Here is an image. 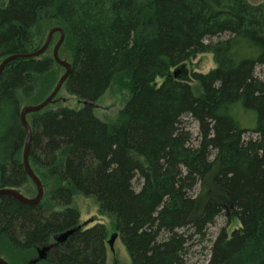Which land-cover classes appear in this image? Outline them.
<instances>
[{"label": "trees", "instance_id": "trees-1", "mask_svg": "<svg viewBox=\"0 0 264 264\" xmlns=\"http://www.w3.org/2000/svg\"><path fill=\"white\" fill-rule=\"evenodd\" d=\"M41 26L64 32V86L88 105L26 117L30 167L57 186L35 206L0 197V257L26 264L54 245L38 264H106L108 232L80 226L79 194L113 220L131 264H185L189 243L221 215L240 227L220 231L207 264H264V0H0V61L39 50ZM52 45L0 74V190L30 182L15 94L37 92L39 103L51 91ZM203 54L215 68L188 76ZM122 80L129 98L103 122L95 104ZM184 117L198 125L195 145Z\"/></svg>", "mask_w": 264, "mask_h": 264}, {"label": "rangeland", "instance_id": "rangeland-1", "mask_svg": "<svg viewBox=\"0 0 264 264\" xmlns=\"http://www.w3.org/2000/svg\"><path fill=\"white\" fill-rule=\"evenodd\" d=\"M250 1L253 3L258 2V0H250ZM48 26H53V25H48ZM44 28L45 27L41 26L39 29L40 31L37 33L38 35L37 40L39 42L40 41L42 42L44 39L46 40L45 37H47V34L51 29L49 28L47 31H45L46 28L45 29ZM52 38H53V45L47 52L48 56H51V57L53 55V48L56 42L59 40L57 33H55L52 36ZM67 63L70 64L69 62ZM185 68L186 70H188L187 71L188 76H190L193 73L207 74L208 72H210L211 70L215 68V65L213 63L211 54H203V55L197 56L192 61L186 63ZM54 71H55V75L53 76L52 89L47 94V96L53 91L57 82L59 81V79L62 77L64 73V69L61 67L54 68ZM262 71H264V68H262ZM173 74L176 75V72L173 71ZM258 74L262 76V72H260V70H258ZM124 82L125 81L122 80V83L120 82L114 83L108 89V91L104 94V96L95 104L94 114L98 119L106 123H110L114 120L118 110L122 108L126 100L129 98L128 91L124 88V86H121V84L123 85ZM161 83H162V80H159V79L156 80L157 85H160ZM192 86H194V83H192ZM32 95L33 96L26 97L23 95L22 91L16 92L15 97L19 102L20 109L26 106H36L37 104L42 102L47 97L46 96L45 98L42 99V101L38 103V102H35V100L39 99V94H37V92L36 93L34 92ZM82 106H83V103L78 101L72 95H70L69 92L66 90L65 86L63 85V87L57 93L55 98L46 108L51 107L52 109H56V108L58 109H63V108L79 109ZM249 117L250 116L248 115V113H240L237 118L243 126L247 125L248 127ZM181 123H182L181 126L183 130L187 132L188 134H190L191 142L195 145L197 143L195 141L198 138V125L189 117H184L181 120ZM249 137H252V139H254V135L247 133L245 135V139ZM38 178L41 181L43 189H44L43 197L41 201L42 203H44L48 201L50 198L51 185H52V191H53L55 186H57V181L54 178L50 177L48 172L44 169L40 171ZM26 186L27 187H25L21 191H24V190L26 191V193L28 194L26 197L34 198L36 195V189L34 185L30 181L29 183H27ZM55 207L56 205L52 204L51 208H53L54 211H56ZM73 207L79 212L80 226H83L84 228H92L93 226H96V225L104 226L106 228V231L108 232L107 242L110 239L111 235L116 233L114 229L113 220L108 216H101L98 214V206L94 198H91V197L86 198L79 194H75L73 197ZM239 227H240L239 222H237L236 220H232V219L230 220L229 218L227 219L223 215H221L220 217H217L214 224L207 228L206 235L202 240L195 239L193 242L189 243L187 255L185 258V264H207L210 258L211 247L214 241L216 240L217 236L219 235L220 231L224 229V231L227 234V237L229 238L231 233L239 229ZM9 259L11 260L10 256H9ZM106 264H131L129 257L126 253V250L119 238L115 240L112 246V249H110L108 245L106 244Z\"/></svg>", "mask_w": 264, "mask_h": 264}, {"label": "water", "instance_id": "water-1", "mask_svg": "<svg viewBox=\"0 0 264 264\" xmlns=\"http://www.w3.org/2000/svg\"><path fill=\"white\" fill-rule=\"evenodd\" d=\"M55 33H57L59 35V40L56 42V44L53 48V57H54V61L56 62V64L64 69V74L59 79V81H58L56 87L54 88V90L52 91V93H50V95L40 105L26 106V107H23L20 111L21 124H22V126L25 130V133H26V141H25L23 152H22V164L25 168V171H26L29 179L31 180V182L33 183V185L35 186V188L37 190V196L35 198H30V197H26L19 190H11V189L0 190V197L4 196V195L9 196V197L17 200L18 202L22 203L23 205H26V206L38 205L40 203V201L42 200L43 192H44L42 184L39 182V179L33 173L32 169L29 165V149H30V145H31L32 134H31V128H30V126L26 120V117L29 114L37 113V112L44 110L52 102V99L60 91V89L62 88L64 83L67 81V79L71 73V66L67 63V61L60 59L58 56V50H59V48L63 42L64 36H65L64 32L58 27L54 28L51 31H49L44 45L39 50H37L33 53H30V54L9 56L7 58H4L0 62V74H1L3 69L5 68V66L11 61L18 60V59H30V58H35V57L40 56L48 48V46L52 40V36ZM70 235H72V233L71 234L67 233L65 236L57 239V242L63 243L67 239V237ZM117 238H118V233H114L111 235V239L109 241V246L111 247V249H112V246H113V244ZM48 251H49L48 249H43V250L37 251L36 258L29 261V263H27V264H37L41 261L46 260L47 256H48V254H47ZM0 264H8V263L3 258L0 257Z\"/></svg>", "mask_w": 264, "mask_h": 264}, {"label": "bare ground", "instance_id": "bare-ground-1", "mask_svg": "<svg viewBox=\"0 0 264 264\" xmlns=\"http://www.w3.org/2000/svg\"><path fill=\"white\" fill-rule=\"evenodd\" d=\"M63 41H64V39H63ZM62 43H63V42H62ZM49 45H50V44H49ZM61 45H62V44H61ZM48 47H49V46H48ZM60 47H61V46H60ZM47 49H48V48H47ZM47 49H46V50H47ZM59 49H60V48H59ZM58 51H59V50H58ZM44 53H45V52H44ZM44 53H43V54H44ZM41 55H42V54H41ZM41 55H40V56H41ZM38 57H39V56H38ZM52 57H53V55H52ZM35 58H36V57H35ZM22 60H25V59H22ZM53 60H54V57H53ZM54 62H55V61H54ZM55 63H56V62H55ZM69 65H70V64H69ZM58 66H59V65H58ZM63 74H64V73H63ZM57 83H58V82H57ZM56 85H57V84H56ZM55 87H56V86H55ZM55 87H54V88H55ZM62 87H63V86H62ZM53 90H54V89H53ZM51 93H52V92H51ZM49 95H50V94H49ZM49 95H48V96H49ZM56 95H57V94H56ZM48 96H47V97H48ZM47 97H46V98H47ZM46 98H45V99H46ZM54 98H55V97H54ZM54 98H53V99H54ZM45 99H44V100H45ZM53 99H52V100H53ZM40 104H41V103H40ZM40 104H39V105H40ZM87 105H88L87 103H83V106H87ZM36 106H37V105H36ZM37 113H38V112H37ZM29 115H30V114H29ZM19 119H20V113H19ZM20 122H21V120H20ZM21 125H22V124H21ZM22 127H23V126H22ZM23 129H24V128H23ZM24 132H25V130H24ZM25 135H26V133H25ZM25 141H26V139H25ZM22 165H23V164H22ZM29 165H30V164H29ZM23 168H24V166H23ZM24 171H25V168H24ZM25 172H26V171H25ZM26 174H27V173H26ZM27 176H28V175H27ZM28 178H29V177H28ZM37 178H38V177H37ZM38 179H39V178H38ZM29 180H30V179H29ZM30 181H31V180H30ZM39 182L41 183L40 180H39ZM32 184H33V183H32ZM41 184H42V183H41ZM34 187H35V186H34ZM42 187H43V186H42ZM35 189H36V188H35ZM1 190H5V189H1ZM4 196H5V195H4ZM36 196H37V190H36V195H35V197H36ZM1 197H2V196H1ZM35 197H34V198H35ZM41 201H42V200H41ZM41 201H40V202H41ZM72 232H73V231H69V232H66L65 234H63V235H61V236L56 237V238H55V243L58 244L59 242H57V239H59V238L65 236L67 233H70V234H71ZM68 237H69V236H68ZM68 237H67V238H68ZM110 239H111V237H110ZM110 239L108 240L107 245H108V247L111 249V247L109 246V241H110ZM53 247H54V245H52V246H50V247L43 248V249H48V250L50 251ZM43 249H41V250H43ZM49 251H48V252H49ZM48 252H47V253H48ZM35 258H36V257H35ZM35 258H33V259H35ZM31 260H32V259H31ZM37 264H38V263H37Z\"/></svg>", "mask_w": 264, "mask_h": 264}]
</instances>
